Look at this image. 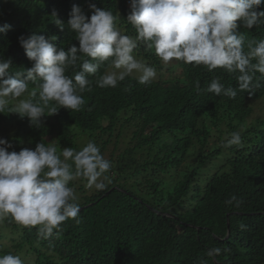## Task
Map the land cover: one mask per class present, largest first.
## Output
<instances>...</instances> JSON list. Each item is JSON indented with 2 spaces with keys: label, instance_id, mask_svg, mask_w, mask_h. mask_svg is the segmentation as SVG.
<instances>
[{
  "label": "trees",
  "instance_id": "trees-1",
  "mask_svg": "<svg viewBox=\"0 0 264 264\" xmlns=\"http://www.w3.org/2000/svg\"><path fill=\"white\" fill-rule=\"evenodd\" d=\"M91 2L111 9L121 30L136 35L126 21L129 0ZM74 4L90 15L86 0H0V24L12 25L0 34V57L12 59V72L31 67L18 42L22 34L78 46L66 24ZM54 10L64 31L54 23ZM239 31L245 51L248 41L264 38V25ZM134 55L157 68L148 86L134 73L117 88L97 87L96 78L112 70L105 63L89 77L92 90L83 93L80 111L57 106L39 128L18 114H0V137L16 151L39 141L58 152L79 150L91 140L113 165L103 190L89 188L86 179L72 182L81 211L51 236L10 217L0 221V255H20L24 264H264V79L230 99L198 92L195 85L206 89L219 76L225 87L238 88L239 73L165 64L142 42ZM232 132L240 133L241 143L221 147L219 140ZM233 195L239 204L226 203ZM215 247L220 254L209 257Z\"/></svg>",
  "mask_w": 264,
  "mask_h": 264
},
{
  "label": "clouds",
  "instance_id": "clouds-1",
  "mask_svg": "<svg viewBox=\"0 0 264 264\" xmlns=\"http://www.w3.org/2000/svg\"><path fill=\"white\" fill-rule=\"evenodd\" d=\"M86 2L90 15L74 4L66 23L76 34L78 46L71 43L64 48L52 36L33 32L18 37L30 68L12 72V59L0 57V114H18L31 127L39 128L46 117L58 113L57 106L80 111L85 104L83 93L92 90L89 77L96 76L105 63L112 70L96 78L97 87L117 88L134 73L138 84L150 85L157 79V68L134 55L141 42L165 64L176 60L203 65L209 72L239 73L238 88L225 87L216 76L206 89L197 82L198 92L234 99L238 91L251 92L261 86L264 38L248 41L245 51L246 36L239 29L264 25V0H129L126 21L135 29L134 37L121 30L119 16L111 9ZM51 15L64 31L65 22L58 13L54 10ZM11 28L7 22L0 24V34ZM77 65L79 70H75ZM69 69H73L71 75ZM30 83L35 85L31 91ZM210 131L218 136L217 130ZM219 142L221 147L238 146L241 135L232 132ZM112 166L91 140L79 150L64 147L58 152L56 146L39 141L34 148L16 151L12 142L0 137V221L10 217L24 227L40 226L38 235L51 236L67 220H76L81 211L72 182L86 179L89 188L103 190ZM233 201H237L234 195L226 203ZM220 252L215 247L207 255ZM0 264L24 261L20 255L8 253L0 255Z\"/></svg>",
  "mask_w": 264,
  "mask_h": 264
},
{
  "label": "rangeland",
  "instance_id": "rangeland-1",
  "mask_svg": "<svg viewBox=\"0 0 264 264\" xmlns=\"http://www.w3.org/2000/svg\"><path fill=\"white\" fill-rule=\"evenodd\" d=\"M82 138H85V137H81V139H82Z\"/></svg>",
  "mask_w": 264,
  "mask_h": 264
}]
</instances>
